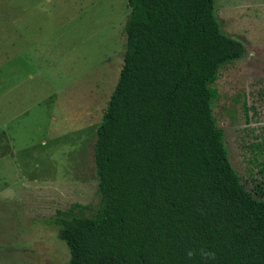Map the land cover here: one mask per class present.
Here are the masks:
<instances>
[{
    "label": "trees",
    "instance_id": "16d2710c",
    "mask_svg": "<svg viewBox=\"0 0 264 264\" xmlns=\"http://www.w3.org/2000/svg\"><path fill=\"white\" fill-rule=\"evenodd\" d=\"M117 81L95 129L98 202L51 220L66 264H264V198L232 168L212 105L243 46L213 0H126Z\"/></svg>",
    "mask_w": 264,
    "mask_h": 264
},
{
    "label": "rangeland",
    "instance_id": "374dc122",
    "mask_svg": "<svg viewBox=\"0 0 264 264\" xmlns=\"http://www.w3.org/2000/svg\"><path fill=\"white\" fill-rule=\"evenodd\" d=\"M242 57L212 114L244 188L264 198V0H213ZM126 0H0V264H66L51 220L97 206L95 129L117 81Z\"/></svg>",
    "mask_w": 264,
    "mask_h": 264
}]
</instances>
